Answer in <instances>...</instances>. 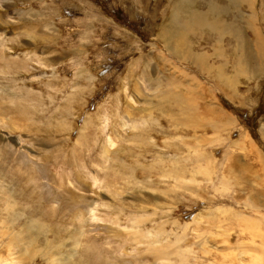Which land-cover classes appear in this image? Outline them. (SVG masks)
Segmentation results:
<instances>
[{
  "label": "rangeland",
  "instance_id": "374dc122",
  "mask_svg": "<svg viewBox=\"0 0 264 264\" xmlns=\"http://www.w3.org/2000/svg\"><path fill=\"white\" fill-rule=\"evenodd\" d=\"M241 1L0 0V264H264Z\"/></svg>",
  "mask_w": 264,
  "mask_h": 264
},
{
  "label": "bare ground",
  "instance_id": "6f19581e",
  "mask_svg": "<svg viewBox=\"0 0 264 264\" xmlns=\"http://www.w3.org/2000/svg\"><path fill=\"white\" fill-rule=\"evenodd\" d=\"M244 1V3H246L247 5H248V7L251 9V12H252V14L249 16V17H251L252 19H251V22H249L248 23V28L249 29H251L252 30V33H253V36L255 37V42H256V47L259 49V50H255L256 51V53H258L259 55H260V57L261 58H263L264 59V45L261 43V41H260V38H263V36L260 34V32H259V24L257 23V16H256V13H258V10L257 9H255V4H256V1L255 0H242L241 2H243ZM214 2V1H213ZM216 4V3H215ZM224 5V4H223ZM219 6V5H218ZM177 12V11H176ZM202 12V11H201ZM256 12V13H255ZM188 13V12H187ZM184 14V13H183ZM199 14H194V13H192L191 14V12H190V14H188V15H185V17H186V20H185V22H184V25H183V28L185 29V28H188V27H191V26H194L195 27V25H198L200 28H207V24L205 23L206 21H204V19H203V21L200 19V15L198 16ZM202 16V15H201ZM245 16H247V14L245 15ZM202 18H203V16H202ZM207 25V26H206ZM222 25H224L225 26V29H227L228 28V26H227V23H226V21H224L223 23H222ZM197 26V27H198ZM193 27V28H194ZM224 28V27H223ZM221 31V30H220ZM185 32L186 31H184L183 29H182V32H181V34H182V37H184L185 36ZM241 32V31H240ZM187 33V32H186ZM212 33H215V31H213L212 30ZM228 34V33H227ZM235 35H237L238 36V38H239V45H238V47L237 48H239V47H242V48H245V52H246V54H243L244 56H247L248 55V53L250 52V50H249V48H250V46H249V48H247L248 47V42H247V40H245L243 37L241 38V33H239L238 31L237 32H235L234 33ZM221 35H223L222 33H221ZM236 36V37H237ZM241 38V39H240ZM264 40V39H263ZM239 62H241V60L239 61ZM255 72H257V74H258V72H261V71H255ZM232 86H233V84H231V88H232ZM223 124V123H222ZM247 139V138H246ZM249 140V139H248ZM247 140V141H248ZM250 141V140H249ZM200 161V160H199ZM247 223V222H246ZM163 248H166V247H163ZM162 248V250H167V249H163ZM159 251L161 250V249H158ZM159 253H163V252H159ZM103 254V253H102ZM104 255V254H103ZM161 255H163V254H161ZM160 256V255H159ZM263 257V256H262ZM253 260V259H252ZM251 260V261H252ZM260 261H263L262 259H261V257H257V258H255V261L254 262H260Z\"/></svg>",
  "mask_w": 264,
  "mask_h": 264
}]
</instances>
